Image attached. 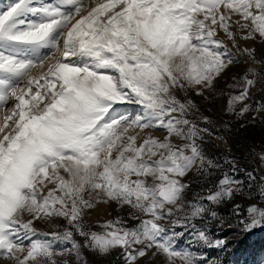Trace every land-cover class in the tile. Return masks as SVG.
I'll use <instances>...</instances> for the list:
<instances>
[{
	"label": "snow or ice",
	"instance_id": "6c2138e0",
	"mask_svg": "<svg viewBox=\"0 0 264 264\" xmlns=\"http://www.w3.org/2000/svg\"><path fill=\"white\" fill-rule=\"evenodd\" d=\"M236 32L245 33L241 40H264V0H9L0 7V259L61 264L55 257L74 255L87 264L74 239L79 235L98 255L120 249L125 264L153 249L167 264H198L191 251L177 249L182 233L174 229L205 213L218 218L203 201L186 202L189 185L182 182L193 169L210 174L212 162L198 142L213 135L214 121L189 93L210 102L217 81L243 63L220 33L253 64H264L254 49L240 48ZM234 80L229 87L239 94L229 95L228 113L257 83L264 87V70L248 67ZM124 104L140 111L113 117ZM248 110L245 104L238 115ZM194 112L208 127L189 119ZM130 129L166 135L138 143ZM238 185L225 174L205 199H231ZM109 202L127 206V219L138 223L127 227L116 218L100 225L102 232L88 229L84 215ZM246 213L238 221L244 231L264 227V209L249 205ZM56 217L69 228L38 238L34 222ZM192 235L210 248L225 244L205 229L193 227ZM64 243L71 247L56 248Z\"/></svg>",
	"mask_w": 264,
	"mask_h": 264
},
{
	"label": "rangeland",
	"instance_id": "374dc122",
	"mask_svg": "<svg viewBox=\"0 0 264 264\" xmlns=\"http://www.w3.org/2000/svg\"><path fill=\"white\" fill-rule=\"evenodd\" d=\"M8 2L9 0H0V7H6ZM49 2L54 3L55 0H49ZM101 2L103 0H95L96 4ZM82 3L88 5L90 0H82ZM233 30L235 31V29ZM235 34L241 49H254L256 60H264V40L258 36L252 40H241L240 37L245 33L236 32ZM217 38L224 40L232 55L243 63L232 66L227 74L217 81L216 95L209 98L210 102L204 101L194 92L189 93L200 111L214 121V126L209 128L213 135L205 136L203 142H198L206 160L211 161L213 166L208 167L209 175L197 174L193 169L182 178V182L189 185L183 194L185 201H203L211 211L217 213L218 218L212 219L208 213H205L203 218H197L186 227H176L174 230L182 235L176 237L175 245L177 249L189 250L199 257L198 264H264V227L244 231L243 225L238 223L239 220L246 219V209L249 205H256L258 208L264 209V199H262L264 197V161L260 159L264 155V87L261 86V83H257L250 89L248 99L243 103H238L233 112L228 113L223 110L229 95L239 94L238 88L229 87L236 83L234 77L239 78L248 67L264 70V64H253L247 56L237 52L222 33ZM56 55L59 56L60 53L57 52ZM180 98H184L183 93L180 94ZM8 104L12 105L13 101L9 100ZM245 104L249 106V110L243 115H238ZM257 105L261 106L260 111L256 110ZM139 111L140 108L137 105H116L115 111L111 115L113 117L119 115L134 117ZM3 115L4 113L0 112V118ZM189 119L202 127H208L201 124L199 113L194 112L189 116ZM130 133L133 135L139 133L138 143L148 136L163 139L166 135L162 129L144 130L143 132H140L139 129H130ZM218 137H222V139ZM173 142L180 143L176 139H173ZM225 174L238 181V187L241 190L234 192L231 199H225L219 204H210L205 198L210 190L215 191L216 185L224 178ZM151 179L149 178V181ZM85 199H91V197L85 196ZM235 205H240L239 216L233 213ZM130 211L127 206L120 208L115 202L101 203L88 210L83 217V222L88 229L96 232H102L103 229L100 225L116 218H123L127 227H133L138 221L127 219ZM185 211H187V204ZM27 218V216L24 217L25 220ZM162 223L165 228L172 230L173 226L170 223ZM34 226L40 234L38 238L41 239L45 238V233L63 232L69 228L67 221L59 217L53 218L51 221L37 220L34 222ZM193 227L205 229L210 239L214 241L223 240L224 246L210 248L195 243L192 235ZM74 239L81 245V252L87 264H125L120 249H114L107 255H98L84 247L82 237L74 235ZM70 247L71 245L67 243L56 245L57 249ZM152 251L146 257L140 258L137 264H167L165 256L159 253L152 255ZM55 259L61 264L64 259H67L69 264H78L74 255L55 257ZM0 264H10V262L0 259ZM176 264H179V261Z\"/></svg>",
	"mask_w": 264,
	"mask_h": 264
},
{
	"label": "bare ground",
	"instance_id": "6f19581e",
	"mask_svg": "<svg viewBox=\"0 0 264 264\" xmlns=\"http://www.w3.org/2000/svg\"><path fill=\"white\" fill-rule=\"evenodd\" d=\"M86 14V13H85Z\"/></svg>",
	"mask_w": 264,
	"mask_h": 264
}]
</instances>
